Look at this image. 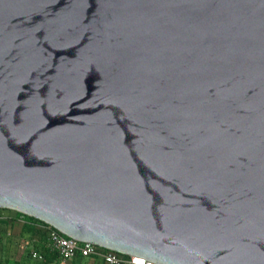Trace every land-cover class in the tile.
Returning <instances> with one entry per match:
<instances>
[{
    "label": "water",
    "instance_id": "95a60500",
    "mask_svg": "<svg viewBox=\"0 0 264 264\" xmlns=\"http://www.w3.org/2000/svg\"><path fill=\"white\" fill-rule=\"evenodd\" d=\"M0 207L264 264V0H0Z\"/></svg>",
    "mask_w": 264,
    "mask_h": 264
},
{
    "label": "crops",
    "instance_id": "0c3cea01",
    "mask_svg": "<svg viewBox=\"0 0 264 264\" xmlns=\"http://www.w3.org/2000/svg\"><path fill=\"white\" fill-rule=\"evenodd\" d=\"M45 233L44 223L39 220L0 207V264H106L98 256H76L74 261L59 259L41 240V234ZM31 250L46 252V263L32 260Z\"/></svg>",
    "mask_w": 264,
    "mask_h": 264
},
{
    "label": "built area",
    "instance_id": "2783aa9c",
    "mask_svg": "<svg viewBox=\"0 0 264 264\" xmlns=\"http://www.w3.org/2000/svg\"><path fill=\"white\" fill-rule=\"evenodd\" d=\"M46 229L47 248L61 260H72L77 255L81 257H101L106 264H159L145 258L121 254L89 241H79L65 235L49 224H44ZM29 255L32 260L46 263V252L31 250Z\"/></svg>",
    "mask_w": 264,
    "mask_h": 264
},
{
    "label": "rangeland",
    "instance_id": "374dc122",
    "mask_svg": "<svg viewBox=\"0 0 264 264\" xmlns=\"http://www.w3.org/2000/svg\"><path fill=\"white\" fill-rule=\"evenodd\" d=\"M18 213L23 214V216L26 215V214H24V213H22V212H19V211H18ZM26 216H27V215H26ZM41 240L44 241L43 243L47 244L46 233H45V236H44V234H41ZM74 260H75V258L72 259V261H74ZM66 261H68V260H66ZM69 261H70V260H69Z\"/></svg>",
    "mask_w": 264,
    "mask_h": 264
},
{
    "label": "trees",
    "instance_id": "16d2710c",
    "mask_svg": "<svg viewBox=\"0 0 264 264\" xmlns=\"http://www.w3.org/2000/svg\"><path fill=\"white\" fill-rule=\"evenodd\" d=\"M26 216V215H25ZM26 217H29V218H33V219H36V218H34V217H32V216H26ZM37 220H39V219H37ZM40 222H42V223H44V224H47V223H45V222H43V221H41V220H39ZM78 256V255H77ZM124 256H127V255H124Z\"/></svg>",
    "mask_w": 264,
    "mask_h": 264
}]
</instances>
